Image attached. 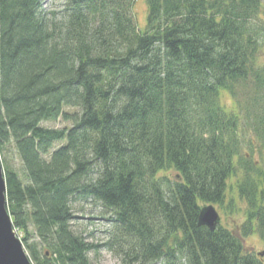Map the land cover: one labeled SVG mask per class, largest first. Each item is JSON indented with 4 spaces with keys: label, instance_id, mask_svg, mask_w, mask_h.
<instances>
[{
    "label": "trees",
    "instance_id": "1",
    "mask_svg": "<svg viewBox=\"0 0 264 264\" xmlns=\"http://www.w3.org/2000/svg\"><path fill=\"white\" fill-rule=\"evenodd\" d=\"M145 3L141 29L135 0H62L58 12L0 0L13 229L33 264H91L92 244L71 224L74 204L89 201L127 264H263L242 240L254 219L264 239V151L256 162L242 144L252 134L264 147V0ZM237 171L248 222L198 225Z\"/></svg>",
    "mask_w": 264,
    "mask_h": 264
},
{
    "label": "rangeland",
    "instance_id": "2",
    "mask_svg": "<svg viewBox=\"0 0 264 264\" xmlns=\"http://www.w3.org/2000/svg\"><path fill=\"white\" fill-rule=\"evenodd\" d=\"M43 8L45 11L58 12L62 8V0H43ZM136 20L139 28L143 29L146 25L147 8L145 0H135ZM260 17H264L263 13ZM220 100L228 108L231 106L232 98L227 91L221 90ZM48 126H61V120L55 122H44ZM250 141V142H249ZM245 140L242 144V153H247L252 160L256 162L260 159V151H264V147L260 145L257 136L250 134V139ZM3 155V153H2ZM10 156V155H9ZM14 168L21 170L18 159L12 157L10 161ZM174 172H167V176L171 179ZM240 178V172L232 174L227 180L226 194L221 204H213L220 216V225L233 231L242 229L243 224L248 222V205L243 197L237 191V180ZM74 218L71 224L78 233H81L85 239L92 244V248L88 252V258L91 264H127L122 254L115 251V246L106 245L108 238L110 223L107 221V215L104 210L94 202L80 201L74 204ZM254 231L249 232L243 238L244 248L247 252L252 253L264 264V239L261 237V230L253 220ZM25 252L26 248L23 246ZM263 253L260 255L259 253Z\"/></svg>",
    "mask_w": 264,
    "mask_h": 264
},
{
    "label": "water",
    "instance_id": "3",
    "mask_svg": "<svg viewBox=\"0 0 264 264\" xmlns=\"http://www.w3.org/2000/svg\"><path fill=\"white\" fill-rule=\"evenodd\" d=\"M176 177L180 179L179 176L176 175ZM5 193L6 183L0 162V264H32L13 229L11 217L6 208ZM219 223V213L212 204L200 208L198 225H205L210 230H214Z\"/></svg>",
    "mask_w": 264,
    "mask_h": 264
},
{
    "label": "bare ground",
    "instance_id": "4",
    "mask_svg": "<svg viewBox=\"0 0 264 264\" xmlns=\"http://www.w3.org/2000/svg\"><path fill=\"white\" fill-rule=\"evenodd\" d=\"M5 195H6V193H5ZM32 263V262H31ZM33 264V263H32Z\"/></svg>",
    "mask_w": 264,
    "mask_h": 264
}]
</instances>
